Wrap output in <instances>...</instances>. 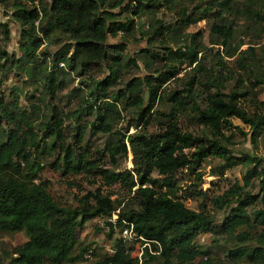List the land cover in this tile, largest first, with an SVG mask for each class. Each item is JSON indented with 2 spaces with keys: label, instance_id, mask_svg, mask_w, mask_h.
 Returning <instances> with one entry per match:
<instances>
[{
  "label": "trees",
  "instance_id": "trees-1",
  "mask_svg": "<svg viewBox=\"0 0 264 264\" xmlns=\"http://www.w3.org/2000/svg\"><path fill=\"white\" fill-rule=\"evenodd\" d=\"M44 1L12 2L13 17L22 28L23 54L14 59L0 50V73L20 69L33 85L42 87L48 100L47 111L41 114L36 104L29 111L19 108L18 96L11 104L0 97V230L28 235L14 249L15 264L80 263L87 250L81 249L77 230L113 215L122 229L131 228L140 238L133 245L140 244L142 255L133 258V246L117 240L112 254L92 264H264L263 160L235 153L232 135L227 136L234 119L249 128L253 141L264 130V101L251 98L248 105L246 96L254 90L245 87L248 83L264 92V56L258 57L250 47L249 62L243 52L237 63L246 83L242 80L226 93L225 85L236 79L234 71L222 57L206 68L199 57L201 36L187 33L191 25L207 21L211 44L222 47L223 57L231 59L232 26L238 20L251 21L264 36V0H50L48 5ZM163 6L178 9L174 22L156 17ZM144 18L149 20L146 29L139 28ZM58 30L66 35L67 44L52 57L47 52L39 55L43 39L38 33L47 39ZM3 33L7 41L6 27ZM138 34L146 47L135 54L136 60L125 51ZM118 37L122 43L108 44L109 38ZM137 61L147 75L124 81L116 89L124 68L139 70ZM184 66L190 73L179 77ZM68 75L84 80L64 95ZM159 103L169 106V112L155 110ZM123 112L134 114L130 120H136L135 133L129 134L130 126L124 132L118 129ZM181 117L192 118L209 135L183 131ZM157 119L163 126L149 133ZM128 153L132 170L117 171ZM207 159L219 162L209 170L212 177L224 178L238 167L247 172L241 182L210 195L202 188ZM109 166L112 171L106 169ZM47 167L68 188L76 189L75 204L57 200L50 192L51 182L41 181ZM182 173L189 178L184 187L179 186ZM117 184L128 193L133 208L122 207L102 188ZM85 185L94 189L85 191ZM187 199L199 200L201 209L187 208ZM228 209L229 216L217 224V214ZM245 226L258 230L255 242L238 234ZM113 235L108 233L109 238ZM201 235L214 236L218 244L228 240L233 245L228 262L201 250L197 246Z\"/></svg>",
  "mask_w": 264,
  "mask_h": 264
},
{
  "label": "rangeland",
  "instance_id": "rangeland-1",
  "mask_svg": "<svg viewBox=\"0 0 264 264\" xmlns=\"http://www.w3.org/2000/svg\"><path fill=\"white\" fill-rule=\"evenodd\" d=\"M14 0H0V50L4 51L8 56L13 57L14 59H21L22 57V28L20 24L15 20L13 14L15 9L12 7V2ZM50 0H45L44 5H48ZM177 8L169 7H161L157 12V18L161 21L166 23L174 22L177 18ZM118 13V11H115ZM126 16V15H125ZM149 20L144 18L141 20L140 27L146 29L148 27ZM264 25V23H263ZM8 29V40H5L3 29ZM187 33L192 34H199L200 42L203 46V51L199 55L202 59H204V66L206 68L213 67L216 62L222 57L227 65L234 71L235 78L229 84L225 85V92L232 91L235 89L236 86H240L242 84V80H245V75H243L242 71L238 69L237 59L243 55L247 58L250 62L252 61L251 53L249 52V48L253 47L256 51L258 57L264 56V36L261 33L260 27H256V25L252 24L251 21L247 19H240L232 26V35L229 43L230 50L235 53L234 57L231 59H227L223 57L222 54L225 55V51L222 47H218L217 45L211 44V34H210V25L207 21H201L197 24L191 25L187 30ZM51 35L44 39L43 34L40 32L38 33V37L43 39L42 46L38 50V54L41 55V52H47L52 57L55 53H57L65 44L66 42V35L62 34L59 30L53 31L50 33ZM122 43L118 38L108 39V44L110 45H118ZM146 47V40L136 35V42H130L126 44V51L125 55L130 56L133 59H136L135 54L138 53L140 50ZM137 60V59H136ZM263 64H264V59ZM2 64V63H0ZM139 66V70L136 68L128 67L124 68L123 72V79L120 80V83L117 85V88H121L123 82L133 79L139 78L143 79L144 76L147 75V72L144 70L143 65L140 61H137ZM60 68L65 69V65L61 64ZM179 77H183L186 74L190 73L191 69H186L185 66L182 68ZM157 76V75H155ZM192 74L187 75L185 78H190ZM237 76V77H236ZM65 83L67 84V90L64 92V95L68 94L73 87H78L80 83L84 80V78H76L74 75H68L64 77ZM248 92H251L252 89L254 90L251 93H248L246 96V102H248L251 98L255 100L257 98L259 101H264V92L259 91L258 87L255 86L253 88L248 83L245 84ZM43 89L41 86L33 85L30 80L23 74L20 69L16 67L7 68L3 72L0 73V97H4L6 102L11 104L13 102V96H18L19 98V108L23 110L29 111V106L31 104L38 105L41 110V114L46 113L45 105L47 106L48 100L46 95L42 96ZM146 98L147 95L145 94ZM147 100V99H146ZM64 102L63 104H65ZM251 104V103H250ZM74 106V105H73ZM147 106V102L145 103ZM72 107V105L70 106ZM70 108L65 109V112L69 111ZM158 112L167 113L169 112V106H166L164 103L161 105L156 104V108ZM124 121L119 124L118 129L121 132H124L129 127V134H133L136 131V120L130 118L134 117V114L123 112ZM233 121V129L232 133H227V136L230 134L231 141L234 143L232 147L234 152L237 154H250L262 158L264 164V130L262 134L255 137L256 141H253L251 138L252 132L249 128L243 125L238 120ZM162 119H157L149 128V133L157 132L163 125ZM179 126L183 131L192 133L198 136H207L209 135L208 129L196 125L195 121L190 117H181L179 119ZM140 132V128L137 129ZM243 134H246L247 137ZM106 141L103 138L100 142L104 143ZM131 154L128 153L127 157L122 159L119 162V167L117 171L123 170H132L131 164ZM219 164L218 160L215 159H207L204 161L202 165V171L204 172V180L202 184V188L209 192V194L217 193L220 190L227 189L230 185L234 184L236 181L241 182L244 175L247 172L245 168H234L232 170L227 171L224 178H216L209 175V170L211 167H215ZM107 170L112 171L111 167H107ZM50 181L52 184V188L50 190L51 194L57 199L60 200L62 203L68 204H75L76 202L73 201V194L76 193V189H71L66 186L64 183L63 178L56 172H54L53 168L47 167L41 173V181ZM72 179H70L71 181ZM189 182V178L182 173L179 175V186L184 187ZM102 186L101 182H98L97 186ZM103 190L112 194V199L119 201L122 203V207L128 205L129 208H133L132 204L128 202L129 196L128 193L119 186L113 185L111 187H102ZM85 191L93 190L92 187H87L86 185L83 188ZM257 192V191H256ZM84 193V192H82ZM184 204L187 208L192 211H199L200 208V201L199 200H190L187 199L184 201ZM229 209L218 213L215 220L217 224H221L225 218L229 216ZM107 222H111V228L114 235L112 238L108 237L109 227L106 226ZM122 227L118 225V219L116 215H113L110 220H105L103 218H97L91 220L81 226L76 232V238L78 240L81 249L87 250L84 259L82 262L77 264H92L98 259L103 258L106 255H110L113 253V245L114 242L117 240H121L123 243L127 244V246H133V252L131 256L133 258H140L142 253V248L140 244H134L133 240L128 238H124ZM258 230L255 229L253 226H245L239 228L237 230L238 234L246 235L250 238L251 242H255L257 239V232ZM28 240V235L25 231L17 232V233H8L0 230V264H15L17 255H14V249L18 246L24 244ZM217 238L211 235H201L197 240V246L205 251L208 252L209 256L213 258H219L225 262H228V251L232 249L233 245L228 242V240H220L219 244L216 243ZM79 253V250L75 251V255Z\"/></svg>",
  "mask_w": 264,
  "mask_h": 264
},
{
  "label": "built area",
  "instance_id": "built-area-1",
  "mask_svg": "<svg viewBox=\"0 0 264 264\" xmlns=\"http://www.w3.org/2000/svg\"><path fill=\"white\" fill-rule=\"evenodd\" d=\"M122 233H123L124 238H128L130 240L136 241L140 239L133 234L131 228H125Z\"/></svg>",
  "mask_w": 264,
  "mask_h": 264
},
{
  "label": "water",
  "instance_id": "water-1",
  "mask_svg": "<svg viewBox=\"0 0 264 264\" xmlns=\"http://www.w3.org/2000/svg\"><path fill=\"white\" fill-rule=\"evenodd\" d=\"M106 226H108L110 228V231L112 232V228H111V222H107ZM11 264V263H10Z\"/></svg>",
  "mask_w": 264,
  "mask_h": 264
}]
</instances>
